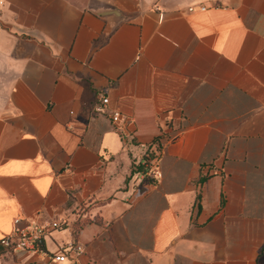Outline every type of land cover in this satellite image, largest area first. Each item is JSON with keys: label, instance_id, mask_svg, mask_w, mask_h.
I'll list each match as a JSON object with an SVG mask.
<instances>
[{"label": "crops", "instance_id": "0c3cea01", "mask_svg": "<svg viewBox=\"0 0 264 264\" xmlns=\"http://www.w3.org/2000/svg\"><path fill=\"white\" fill-rule=\"evenodd\" d=\"M16 219L63 229L0 264H264V0H0V238Z\"/></svg>", "mask_w": 264, "mask_h": 264}, {"label": "built area", "instance_id": "2783aa9c", "mask_svg": "<svg viewBox=\"0 0 264 264\" xmlns=\"http://www.w3.org/2000/svg\"><path fill=\"white\" fill-rule=\"evenodd\" d=\"M204 8H200L203 10ZM192 8H189L188 11L192 12ZM108 103L107 98H102L100 103L95 106L94 112L96 114L103 113V107ZM111 124L114 127V130L119 133L124 138L126 137L125 128L128 124V120L123 118V116L119 113H113L110 115ZM156 145V146H155ZM162 145L161 144H153L151 145L149 153H151V157L155 159L158 157L160 153ZM155 157V158H154ZM143 171L140 173V179H152L158 180L161 177L160 171L157 168L156 164L153 162H144L143 163ZM137 182L135 179L134 183ZM63 229V224L59 222H46V223H24L22 224V220L16 219L13 222V229L11 233L7 236L0 238V247L4 251H10L13 253L20 254H33V255H44V241L46 237L52 231H61ZM64 251H70L75 254H80L82 249L77 245H68L63 249V252L58 255L51 257V261L54 262H63L66 257Z\"/></svg>", "mask_w": 264, "mask_h": 264}, {"label": "rangeland", "instance_id": "374dc122", "mask_svg": "<svg viewBox=\"0 0 264 264\" xmlns=\"http://www.w3.org/2000/svg\"><path fill=\"white\" fill-rule=\"evenodd\" d=\"M165 1V3L167 2V3H173V2H176L177 0H164ZM158 2V1H157Z\"/></svg>", "mask_w": 264, "mask_h": 264}]
</instances>
